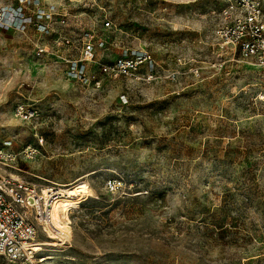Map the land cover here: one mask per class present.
I'll return each instance as SVG.
<instances>
[{"label":"rangeland","instance_id":"374dc122","mask_svg":"<svg viewBox=\"0 0 264 264\" xmlns=\"http://www.w3.org/2000/svg\"><path fill=\"white\" fill-rule=\"evenodd\" d=\"M223 7L42 0L24 8L26 28H0V149L20 177L62 194L59 237L40 238L62 246L0 264H264L260 74L214 46ZM38 8L53 12L43 32ZM89 40L99 88L67 73ZM120 57L133 73L99 74Z\"/></svg>","mask_w":264,"mask_h":264},{"label":"built area","instance_id":"2783aa9c","mask_svg":"<svg viewBox=\"0 0 264 264\" xmlns=\"http://www.w3.org/2000/svg\"><path fill=\"white\" fill-rule=\"evenodd\" d=\"M224 7L220 11L218 24L213 31V43L221 57L256 67L260 77L256 85L253 104L264 111V9L261 0H222ZM42 0H20L21 6H7L0 11V28H26L31 17L24 10L30 5L40 6ZM37 30L46 31L47 18L53 12L38 8ZM110 24V22H106ZM104 43L101 42V46ZM94 50L89 40L84 44V55L72 60L68 65V77L84 84H93L99 88L101 79L90 72L86 62ZM133 55H137L136 53ZM99 74L108 78H117L121 73H133L136 63L124 57L113 63H98ZM19 108V112H23ZM32 111L31 116H37ZM16 155L0 149V255L9 261H32L35 246L41 243V236L47 235L50 226L51 209L61 197L58 186L42 188L16 174Z\"/></svg>","mask_w":264,"mask_h":264},{"label":"bare ground","instance_id":"6f19581e","mask_svg":"<svg viewBox=\"0 0 264 264\" xmlns=\"http://www.w3.org/2000/svg\"><path fill=\"white\" fill-rule=\"evenodd\" d=\"M53 207V206H52ZM50 226L49 228H51L50 230L53 231L52 233L59 237V232L56 231V225H55V222H54V218H53V213L50 215ZM41 246H53V247H58V246H62L61 244V241H58V240H42L41 243H37L36 246H35V250L38 252V251H41L43 250V247ZM50 258V256H45L42 260L39 259L38 262H42V261H45L46 259Z\"/></svg>","mask_w":264,"mask_h":264}]
</instances>
